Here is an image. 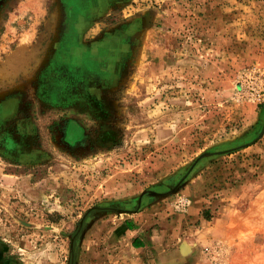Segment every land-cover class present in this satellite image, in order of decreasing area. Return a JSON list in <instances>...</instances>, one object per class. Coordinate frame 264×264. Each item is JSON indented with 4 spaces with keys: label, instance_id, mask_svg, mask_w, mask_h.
Segmentation results:
<instances>
[{
    "label": "rangeland",
    "instance_id": "1",
    "mask_svg": "<svg viewBox=\"0 0 264 264\" xmlns=\"http://www.w3.org/2000/svg\"><path fill=\"white\" fill-rule=\"evenodd\" d=\"M7 262L264 264V0H0Z\"/></svg>",
    "mask_w": 264,
    "mask_h": 264
},
{
    "label": "crops",
    "instance_id": "2",
    "mask_svg": "<svg viewBox=\"0 0 264 264\" xmlns=\"http://www.w3.org/2000/svg\"><path fill=\"white\" fill-rule=\"evenodd\" d=\"M134 198H136V197H134ZM134 203H135V201H134ZM120 206H122V204H119ZM132 206H133V204H132ZM138 209H136V211H137ZM128 220V223L130 222V228H128V226L126 227V226H124V228L127 230V231H134L136 228H135V226H133V221H130V219H127ZM126 224H128L127 222H125ZM125 223H124V225H125ZM129 245H130V247L132 248V249H135V250H139V249H144L145 248V245H144V243H143V239H142V237L141 236H139V235H137V234H133V235H131V237H130V239H129ZM141 259V261H144V260H142V258H140Z\"/></svg>",
    "mask_w": 264,
    "mask_h": 264
},
{
    "label": "trees",
    "instance_id": "3",
    "mask_svg": "<svg viewBox=\"0 0 264 264\" xmlns=\"http://www.w3.org/2000/svg\"><path fill=\"white\" fill-rule=\"evenodd\" d=\"M125 226L127 227V224L125 223ZM4 264H14L13 262H7V263H4Z\"/></svg>",
    "mask_w": 264,
    "mask_h": 264
},
{
    "label": "flooded vegetation",
    "instance_id": "4",
    "mask_svg": "<svg viewBox=\"0 0 264 264\" xmlns=\"http://www.w3.org/2000/svg\"><path fill=\"white\" fill-rule=\"evenodd\" d=\"M77 126V125H76Z\"/></svg>",
    "mask_w": 264,
    "mask_h": 264
}]
</instances>
